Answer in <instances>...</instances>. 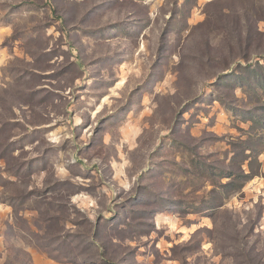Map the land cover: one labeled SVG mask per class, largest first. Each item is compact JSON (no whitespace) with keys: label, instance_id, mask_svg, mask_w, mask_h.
<instances>
[{"label":"rangeland","instance_id":"374dc122","mask_svg":"<svg viewBox=\"0 0 264 264\" xmlns=\"http://www.w3.org/2000/svg\"><path fill=\"white\" fill-rule=\"evenodd\" d=\"M0 264H264V0H0Z\"/></svg>","mask_w":264,"mask_h":264}]
</instances>
